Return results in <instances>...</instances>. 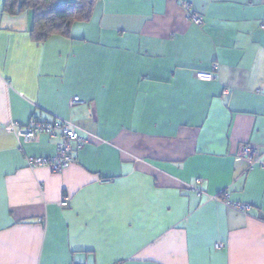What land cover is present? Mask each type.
I'll return each mask as SVG.
<instances>
[{"label": "crops", "instance_id": "0c3cea01", "mask_svg": "<svg viewBox=\"0 0 264 264\" xmlns=\"http://www.w3.org/2000/svg\"><path fill=\"white\" fill-rule=\"evenodd\" d=\"M33 23L0 0V264H264V169L240 156L264 155V0H98L42 44ZM33 117L87 141L64 172L29 167L60 142L22 143Z\"/></svg>", "mask_w": 264, "mask_h": 264}, {"label": "built area", "instance_id": "2783aa9c", "mask_svg": "<svg viewBox=\"0 0 264 264\" xmlns=\"http://www.w3.org/2000/svg\"><path fill=\"white\" fill-rule=\"evenodd\" d=\"M182 6L187 12V19L197 26H202L204 21L201 16L196 13L190 12L191 3L182 2ZM218 68L217 65L213 66V71L205 72L198 71L196 78L203 82H212L218 79V75L214 71ZM227 93V92H226ZM225 93V94H226ZM83 101L75 97L71 101V106L82 104ZM45 134L52 139H60L57 146V153L52 158H29L28 165L31 169L45 167L53 173H62L70 168L76 162L74 153L77 150L82 149L87 141L82 139L78 134L76 126L68 120L52 119L50 121L42 120L38 117H33L28 125L21 127L17 133L18 139L24 143H32L37 136ZM240 156L247 159L250 163V168L259 167L264 169V155L259 148L253 145H243L240 150ZM200 181H198L199 183ZM201 195V193H200ZM214 200H221L220 197H214ZM61 206L67 208L69 206L68 199H64ZM236 210L241 213H248L252 207L250 205H237ZM222 247L221 244L217 245V248ZM87 264V263H85Z\"/></svg>", "mask_w": 264, "mask_h": 264}, {"label": "trees", "instance_id": "16d2710c", "mask_svg": "<svg viewBox=\"0 0 264 264\" xmlns=\"http://www.w3.org/2000/svg\"><path fill=\"white\" fill-rule=\"evenodd\" d=\"M3 11L19 16L27 11L34 14L31 31L32 40L37 44L46 43L50 38L71 37L75 24L91 20L98 0H2Z\"/></svg>", "mask_w": 264, "mask_h": 264}]
</instances>
